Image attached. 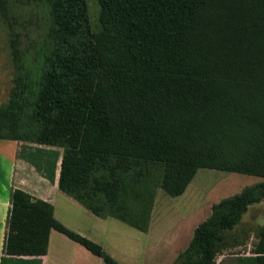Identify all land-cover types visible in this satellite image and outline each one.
<instances>
[{"label": "trees", "instance_id": "trees-1", "mask_svg": "<svg viewBox=\"0 0 264 264\" xmlns=\"http://www.w3.org/2000/svg\"><path fill=\"white\" fill-rule=\"evenodd\" d=\"M0 0L13 66L0 139L93 215L149 229L157 192L177 197L200 168L259 176L213 203L171 264H215L264 199V0ZM42 146V147H41ZM59 162V167L57 163ZM50 229L104 264L51 203L13 189L4 253L39 256ZM251 255L264 257V226Z\"/></svg>", "mask_w": 264, "mask_h": 264}, {"label": "rangeland", "instance_id": "rangeland-1", "mask_svg": "<svg viewBox=\"0 0 264 264\" xmlns=\"http://www.w3.org/2000/svg\"><path fill=\"white\" fill-rule=\"evenodd\" d=\"M86 3L90 27L94 30L98 24L99 6L96 0H86ZM8 37V30L0 20V105L7 101L12 86L13 66ZM261 180L259 176L200 168L182 195L170 197L161 190L157 192L146 232L113 218H99L61 190L54 196L55 209L59 222L100 244L121 264H171L188 244L194 227L209 215L213 203ZM261 226H264V199L251 205L230 232L242 244L222 250L216 256L215 264H264V257H260L258 263L245 260L251 255L254 235ZM62 237L70 244L62 245L64 251H74L72 245L78 244L64 235ZM86 253V261L81 263L104 264L98 256Z\"/></svg>", "mask_w": 264, "mask_h": 264}, {"label": "crops", "instance_id": "crops-1", "mask_svg": "<svg viewBox=\"0 0 264 264\" xmlns=\"http://www.w3.org/2000/svg\"><path fill=\"white\" fill-rule=\"evenodd\" d=\"M23 144L16 140L0 139V264H83L81 261H86L85 257L88 254L86 252L89 251H83L78 247L81 245L73 240L78 244V246L72 245L74 251H64L62 245L69 246L70 244L62 237V233L54 229H50L47 251L43 255L8 256L4 253L7 217L13 189H21L33 198L51 203L53 215L58 219L54 200L57 191H60L58 169L54 179L49 181L38 173L30 163L20 157L19 152ZM57 165L59 167V162ZM88 258H90L89 255Z\"/></svg>", "mask_w": 264, "mask_h": 264}]
</instances>
